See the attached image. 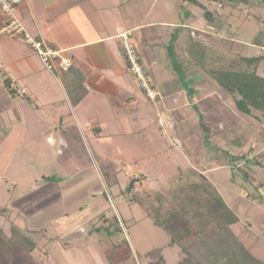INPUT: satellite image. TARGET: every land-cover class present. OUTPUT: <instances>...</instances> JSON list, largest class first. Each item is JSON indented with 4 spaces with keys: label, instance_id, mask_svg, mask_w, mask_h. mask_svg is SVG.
Returning a JSON list of instances; mask_svg holds the SVG:
<instances>
[{
    "label": "crops",
    "instance_id": "0c3cea01",
    "mask_svg": "<svg viewBox=\"0 0 264 264\" xmlns=\"http://www.w3.org/2000/svg\"><path fill=\"white\" fill-rule=\"evenodd\" d=\"M156 4V0H24L19 6L18 16L26 31L33 36L43 38L52 48L62 51L63 55L71 58L75 70L68 73L69 81L72 85L79 81L82 90H86L84 98L77 106L71 103L62 76L46 69L32 48L19 40L20 38L8 37L13 40L7 43L3 42L4 37H0V128L6 132L3 137L0 136V169L7 168L15 156L17 159L10 166L13 169L16 168L15 163L19 159L20 149L26 143L25 141L28 144L26 149L33 152L36 150V144L29 140L36 137L37 132H51L53 135L47 134L48 139L59 145L58 153H61V156L57 157L60 159L58 166L67 170L61 174L58 172L49 174L48 172H56V165L52 163L53 159L50 157V169L45 173L48 175L45 177H51L54 180L45 184L46 189H43L44 186L41 188L37 185L36 188L32 186L27 193L34 192L38 195L30 197L25 194V197L20 198L19 207L15 203L14 208L4 207L10 212V214L4 213L8 218L6 222L13 221L23 228L39 231L36 234L38 247L46 232L49 233L47 227L57 224V220L62 216L68 217L71 213L68 210L72 206L74 208L73 199L71 200L68 194L74 189V191L76 189L83 191L84 185L89 189L91 206L86 205V209L81 212L84 202L76 203L78 204L76 209L79 211L77 218H80V221L75 226L87 227L86 222L90 223V234L91 229L96 226V217L103 213L106 210L104 208L103 211V207L108 205L103 182L99 180L94 191L93 185L89 186L91 177L93 180L99 176L100 168L109 169L110 157L106 146L114 144L121 146L125 143L126 137L130 135H134L133 138L136 137L137 129L134 127V121L139 118L144 119L145 129L143 130L149 132L145 133L142 138L148 144H152L151 136L154 133L151 134V131L155 132L156 127L161 128L159 133L167 139L168 132L176 127L175 121L180 128L195 123L196 120L188 108L196 101L204 108L218 102L217 108L221 109L220 100L217 96L214 97V89H208V83H205L206 88L198 86L192 96H190L191 92L183 86L180 77H171L167 81L157 83L154 67L168 59L164 47L165 40L170 36L177 37L181 28L185 29L189 26L186 21H162L161 18L166 17L169 12L167 3H163L157 11L154 8ZM193 15L194 13L192 17ZM133 21L135 23H132ZM170 27H177L179 30L169 32ZM191 27L194 30V27ZM164 29L166 31L162 32ZM129 30L134 33L133 37L138 45L144 72L150 80L154 99L146 92V89L142 88L140 80L126 61L119 35ZM193 39L196 40V37L193 36ZM60 72L66 73V70ZM4 77H9L17 88L25 87L27 93L24 95L18 93L13 96L5 87ZM34 77L38 78L39 83L33 81ZM189 78L191 82H196L200 81L203 76L196 73L189 75ZM46 81L48 84L57 83L58 89L65 91V97L60 101L38 103L42 100L41 94L44 95L47 92L45 91L47 86L44 85ZM35 82H37L36 88L32 90L31 86ZM205 92L210 93L205 96ZM22 97L29 100L28 107H25L27 113L23 110L26 104L21 102ZM208 97L216 102H206ZM45 104L49 106L46 107ZM102 104L106 114L92 107ZM11 112H18L21 115L18 116V124L9 127L11 124L8 123L4 114L8 116ZM156 122L157 125H155ZM54 130L57 133L54 134ZM29 131L35 134L27 140L25 135ZM139 133H141L140 129ZM170 137L174 143H177L176 136L170 135ZM185 139L188 140V138ZM185 139L184 143L187 144ZM95 144L103 147H99L95 152ZM82 145L87 147L88 152L85 151L86 149L85 153L82 151ZM135 155L134 153L130 158L124 157L123 151L117 155L122 161L123 169L115 172L116 182H118L119 171L125 172V175L129 177L127 180L129 182L134 175L131 176V172L128 173L125 167L131 164V169L134 166L135 172H138L134 177L141 173L149 177V173L146 172L151 171L140 165L144 158ZM92 157L95 158V162ZM203 159L205 158L197 160L200 164L206 165L207 161ZM18 168H21V171L17 170L19 174L27 172L23 166ZM214 169L216 168L207 167L205 172ZM42 171L44 172L43 169L37 172ZM38 176L39 174L36 175ZM17 181L15 180V183ZM43 195L47 203L41 206L40 201ZM25 199L34 202L29 206H24L25 204L21 203ZM93 203L97 204L94 206ZM72 233L76 235L75 231ZM48 241L45 247H42L46 256H51L50 246L52 244H59L64 250L77 248L71 245L73 243L64 244L59 239Z\"/></svg>",
    "mask_w": 264,
    "mask_h": 264
},
{
    "label": "rangeland",
    "instance_id": "374dc122",
    "mask_svg": "<svg viewBox=\"0 0 264 264\" xmlns=\"http://www.w3.org/2000/svg\"><path fill=\"white\" fill-rule=\"evenodd\" d=\"M156 1V7L154 6L156 11L163 3H167V8L169 9L167 16L161 18L162 21H186L189 26V28H181L180 30L177 29V27L168 28L169 32H173L174 30H179V32L177 37L170 36L169 39L165 40L164 47L168 59L159 66L154 67L153 71L156 74L155 79L157 83L167 81V79L171 77H180L183 86L191 92L190 96L195 93L198 86L205 87V83H208V89H214V97L217 96L220 100L221 109L217 108L219 103L212 101L209 97L206 98V102H216L213 103L215 106L210 105L204 108L198 104L197 101L194 103L196 106L191 104L188 110L196 122L180 128L179 124L175 121L176 127L169 132L166 130V132L169 133V137L170 135L173 137L176 136L177 143H174L171 137L170 139L169 137L166 139L161 136L159 133L161 128L156 127L155 132L151 131V134L154 133L151 136L152 138L150 137L152 144H148L142 137L149 131L143 130L145 129V121L139 118V120L137 119L134 121V127L137 129L135 138H133L134 135H130L126 137V140H124L125 143L121 146L117 144L106 146L107 154L110 157L108 160V167L110 170L105 168L104 172L103 169L98 168L100 170L99 176L93 180L91 177L89 186L93 185L92 188L95 191L98 181L101 180V182H103L104 194H106V202L108 204L103 207V211L104 208H106L104 212H109L110 217L116 214L115 216H117L119 225L114 221V218H111L109 222L102 218L97 220L100 215L96 217V221H98L97 224L102 225V227L111 224L110 229H115L120 226L121 231H117L118 239L121 241L123 238H127L131 244V251L122 248L123 250L119 254H114L111 258H107L104 251L110 246L111 240L106 232L102 231L99 233L95 230V227H93L89 234L91 224L87 222L85 224L87 227L82 224L81 227L75 226L76 223L80 221V218H77L79 211L76 209L78 206L76 203L78 201L84 202L81 212L84 211L87 206H91V203H89L91 200V196H89L90 192L87 186L84 185L83 191H80V189L74 191V189L68 194L69 198L71 200L73 199L74 203V208L72 204H69L72 208L67 205V207L70 208V210H68L71 212L70 215L68 217L62 216L57 220V224L49 225L47 227L49 233L46 232L42 241L39 242V247L32 252H24L13 258L12 264H148L150 257L146 256V252L154 247L166 245L170 240V235L162 228L154 225L147 212L143 210L140 205L131 204L133 202H129L130 195H126L123 192L128 184L127 180L129 178L125 175L124 171H119L120 173L117 176L118 182H116L115 172L123 169L122 161L117 156L121 151H123L124 157L127 158L133 156L134 153L136 154L135 156L144 158L140 165L151 172H146L149 173V177L144 176L143 173L136 175L138 180L135 182V191L133 193L139 194L142 197H147L148 199L146 200L147 203H149L148 205H153L154 208L159 207L162 214L171 212L173 208L176 211L183 210L181 207H177L175 201L181 198H187L190 201L192 197L196 196L192 188L186 184L182 185L179 178H176L175 175L181 172V170L187 172V168L190 166H193L199 172L202 171V176L217 187L228 205L236 212L239 219L242 222H249L250 228L257 236V241L250 242L249 240V244L253 243L251 248L252 252L264 260V166L256 164V161L259 159L256 158L255 155L256 153L258 155L264 153V121L260 122L255 116L260 114L258 111L254 112V115L239 113L235 107L234 99L231 94L222 88L215 79L212 78L209 81V76H206L204 73L207 70L208 56L215 52H219L220 49L229 50L231 48L235 51H242L245 55H257L261 53L260 46L251 43V35L249 34L251 31L249 30H253V27L241 17H237V13H232L229 16L225 14L221 18L220 23H209L204 17L202 9L189 0ZM196 1L206 4L209 8L214 7L207 0ZM254 10L264 14V5L261 9L256 8ZM236 11L239 12V8L236 9ZM193 13L194 15L192 17ZM244 13L239 12V14L242 15H244ZM187 16H189V18ZM260 21H262V19ZM132 23L135 22L133 21ZM224 23H226V25H224ZM228 24L230 26H228ZM191 26L194 27V30L191 29ZM166 29L162 30V32L166 31ZM169 35L171 34L169 33ZM193 36L194 38L196 37L199 43L193 40ZM119 38L122 40L120 35ZM11 40L13 39L4 37L3 42L5 41L8 43ZM45 42L48 44L46 40ZM134 43L136 47H138L136 39H134ZM212 46L215 48L211 49ZM174 60L177 64H175ZM180 70L183 71V74L186 73L183 75L179 72ZM196 73L201 74L203 78L200 79V81L191 82L189 80V75H194ZM33 81H38L39 83L37 77H34ZM45 83L44 85L47 86L45 91L47 92L44 95L41 94L42 100H39L38 103L54 100L60 101L65 97V91L62 89L60 91L57 87V83L48 84L47 81ZM36 84L37 82L31 86L32 90L36 88ZM21 88L22 87H20V93L24 94ZM60 88H62V86ZM205 93V96H207L210 92ZM151 97L153 99L155 98L153 92ZM21 102L26 104L23 110L27 113L28 111L25 107H28L27 103H29V100H27L26 97H22ZM21 102L19 104H21ZM206 102L204 101V103ZM45 106L47 107L49 104H45ZM92 107L106 114L103 104ZM106 111L109 113L108 110ZM184 114H186L185 111ZM20 115L21 114L18 112H11L8 116L4 114V117H7L8 123L11 124L9 127H12L18 122V116ZM155 125H157V122ZM139 129L141 133H139ZM4 133H6L5 130L0 128L1 137L5 135ZM55 133H57L56 130H54V134ZM33 134L35 133L31 131L27 132L25 135L26 139L29 140ZM47 134L53 135L51 132H37V136L29 140L33 142V144H36V150L33 152L26 149L28 144L27 141H25L26 143H24V146L22 145V149H20L19 159L15 163L16 168L13 169L10 166L13 164L12 162L17 159L15 156L7 168L4 170L0 169V210L5 209L4 213L10 214V212L6 211L7 208L4 207L14 208V203L18 206V204H20V198L25 197V194L30 197L38 195L34 192L31 194L27 193L28 189L32 188V186H34V188L37 186L40 188L44 186L43 189H46L45 184H47L48 181L54 180V178L45 177L48 176L45 173L50 169V157L53 159L52 163L56 165V172H48L49 174L67 172L66 168L58 166V161H60V159L57 157L61 156V153H58L59 145L52 143V141L48 139ZM185 138H188V140ZM245 138H247L246 140L248 141L243 145V140ZM55 139L57 140V138ZM184 139L187 144L184 143ZM82 146V151L84 153L85 151L88 152L87 147L84 145ZM99 147L101 148L103 146H99V144L94 145L95 152ZM237 154H245V156L239 159V161L233 162L231 157ZM198 158H205L203 161H207L205 162L206 165L200 164L197 160ZM260 159L263 160L264 165V154ZM21 166H23L25 171L27 170L26 173L23 172L21 174L20 172L19 174L17 170L21 171V168H18ZM131 166L127 165L125 169H127L128 173L131 172V176H135V173L138 172H135L134 166L131 169ZM240 166L241 168L237 174L236 169L233 167L239 168ZM207 167L216 169L205 172ZM42 169L44 172H37ZM248 172L251 174V178L247 180L245 175ZM38 174L39 176L36 177ZM15 180H18L17 183H15ZM13 185H15V187ZM155 191H158V194L161 193L160 201L155 198ZM98 201L102 202V200L100 201L99 199ZM33 202L32 200L28 201V199H25L21 204L29 206ZM46 203L47 200L43 195L40 204L44 206ZM93 204L95 206L97 203ZM190 211L187 213L193 224L192 232H195L198 231L199 228H197L192 221V211L191 213ZM4 213L0 220L7 225L6 220H4V217H6ZM235 227L236 230L239 228L238 225ZM73 231H75L76 235L72 233ZM53 236H56L61 243H73L71 245H75L79 249L73 247V250H64L59 244H52L50 246L51 256H46L42 251V247L44 248L49 242V238ZM164 247L163 254L165 264H176L181 255L179 246Z\"/></svg>",
    "mask_w": 264,
    "mask_h": 264
},
{
    "label": "trees",
    "instance_id": "16d2710c",
    "mask_svg": "<svg viewBox=\"0 0 264 264\" xmlns=\"http://www.w3.org/2000/svg\"><path fill=\"white\" fill-rule=\"evenodd\" d=\"M189 1L202 9L203 15L209 23H220L221 18L225 14L229 16L232 13H237V17H241L253 27V30H249L251 31L249 33L251 35V43L259 45L261 53L245 55L242 51H235L231 48L229 50L220 49L219 52L208 56L207 70L204 73L209 76V81L212 78L215 79L222 88L231 94L239 113L254 115V112L258 111L260 114L255 116L260 122L264 121V14L254 10L256 8L261 9L264 5V0H207L214 6L212 8L196 0ZM238 8L239 12H245L244 15L236 11ZM261 19L262 21H260ZM228 26L230 25L228 24ZM196 41L198 42V40ZM214 48L212 46L211 49ZM126 61L128 62L127 58ZM139 62L142 64L140 55ZM128 66L130 68L129 62ZM73 70L75 69L71 65L66 70V73L60 71L56 73L64 79L71 103L73 106H77L84 98L86 90H82L79 81L74 84L75 86L69 81L68 73ZM179 72L183 74L182 70ZM144 74L146 76V72ZM76 75L79 77V74L76 73ZM148 81L150 85V80L148 79ZM140 83L142 88H144L141 81ZM4 84L13 96L20 93V88L14 86L9 77H4ZM146 92L149 94L148 90ZM246 139L243 140V145L248 141ZM263 154H255L256 158L259 159L256 161L259 166H264L263 160L260 159ZM244 156L245 154H237L231 158L234 162L239 161ZM92 160L95 162V158L92 157ZM233 168L236 169L238 174L241 166ZM175 177L179 178L182 185L186 184L191 187L196 194L190 201L187 198L175 201L177 207L183 209L180 211H176L173 208V210L171 209L172 211L170 210L171 212L162 214L159 207L149 206L146 200L148 199L147 197L133 193L135 191V182L138 180L134 176L130 178L123 192L126 195H130L129 202L138 203L147 212L154 225L162 228L170 235V240L164 246H179L181 255L176 264H264V260L252 252L253 243L249 244L252 241H257V236L250 228L249 222H242L239 219L236 212L228 205L211 181L191 166L187 168V172L181 170ZM245 177L248 180L251 178V174L248 172ZM154 193H156L155 198L160 201L161 193L158 194V191ZM190 209L192 211V221L199 228L195 232H192L193 224L187 213ZM4 211L5 209L0 210V219ZM109 214V212H103L98 219L102 218L109 222L111 218H114V221L118 223L116 214L111 217ZM4 220H8V218L4 217ZM97 222H95V230L99 233L105 231L111 240L110 246L104 251L107 258H111L114 254H119L124 248L131 251V244L127 238H123L121 241L118 239L117 231H121L120 226L110 229L111 224L102 227V225H97ZM6 224L0 220V264H12L13 258L24 252H32L38 247L36 239L38 230L23 228L13 221L6 222ZM237 225L239 228L236 230L235 226ZM56 239V236L49 238V240ZM164 246L154 247L146 252V256L150 257L148 264H165Z\"/></svg>",
    "mask_w": 264,
    "mask_h": 264
},
{
    "label": "built area",
    "instance_id": "2783aa9c",
    "mask_svg": "<svg viewBox=\"0 0 264 264\" xmlns=\"http://www.w3.org/2000/svg\"><path fill=\"white\" fill-rule=\"evenodd\" d=\"M24 0H0V37L20 38L39 56L45 68L56 73L67 70L72 65L71 58L63 55L62 51L52 48L45 40L32 36L18 16L19 6ZM122 47L130 63V69L142 82L144 88L152 94L149 81L144 74L142 64L139 62L138 47L134 43L133 32L120 34ZM26 93V88H21Z\"/></svg>",
    "mask_w": 264,
    "mask_h": 264
}]
</instances>
